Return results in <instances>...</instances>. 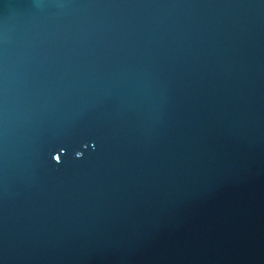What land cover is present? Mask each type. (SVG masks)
Listing matches in <instances>:
<instances>
[{"label":"water","instance_id":"95a60500","mask_svg":"<svg viewBox=\"0 0 264 264\" xmlns=\"http://www.w3.org/2000/svg\"><path fill=\"white\" fill-rule=\"evenodd\" d=\"M0 264H264V0H0Z\"/></svg>","mask_w":264,"mask_h":264}]
</instances>
